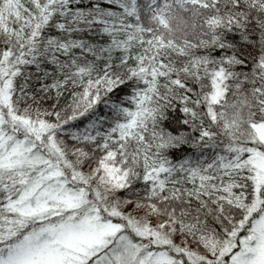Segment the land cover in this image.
<instances>
[{
    "label": "snow or ice",
    "instance_id": "1",
    "mask_svg": "<svg viewBox=\"0 0 264 264\" xmlns=\"http://www.w3.org/2000/svg\"><path fill=\"white\" fill-rule=\"evenodd\" d=\"M0 264H264V0H0Z\"/></svg>",
    "mask_w": 264,
    "mask_h": 264
}]
</instances>
